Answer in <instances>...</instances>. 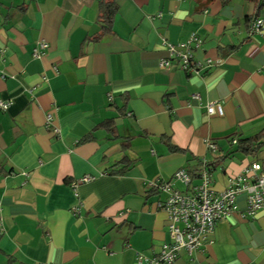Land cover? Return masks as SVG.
<instances>
[{"label": "crops", "instance_id": "0c3cea01", "mask_svg": "<svg viewBox=\"0 0 264 264\" xmlns=\"http://www.w3.org/2000/svg\"><path fill=\"white\" fill-rule=\"evenodd\" d=\"M101 1L0 0V101L11 103L0 109V264H137L170 242L158 208L168 194L151 183L215 162L221 192L253 163L264 167V148L227 157L232 138L264 130V23L249 35L264 0H116L114 33L95 42ZM192 35L194 59L213 67L161 69L166 44ZM210 102L222 116H208ZM237 205L211 245L175 264H264V210L247 217L246 194Z\"/></svg>", "mask_w": 264, "mask_h": 264}, {"label": "built area", "instance_id": "2783aa9c", "mask_svg": "<svg viewBox=\"0 0 264 264\" xmlns=\"http://www.w3.org/2000/svg\"><path fill=\"white\" fill-rule=\"evenodd\" d=\"M264 21L256 19L249 31L250 36L259 34L262 30ZM200 40L195 35L185 43L178 46L166 44L170 57L162 60L161 69H167L177 64L178 67L189 74H198L202 70L213 67L212 59L206 63L194 59L193 47H199ZM45 49L46 44H40ZM38 50H35L34 57H39ZM194 100H199V96L194 95ZM113 102V97H109ZM11 106L10 102L0 101V109L6 112ZM208 116L223 115L222 105L210 102L206 106ZM53 126V115L48 113L46 116V129ZM55 132H58L57 130ZM236 144L237 140H233ZM210 150H217V146L211 141L207 142ZM199 184L194 185L190 175L184 170H178L172 180L181 181L188 190L181 192L173 188V182L154 181L150 184V190H157L159 193H167L168 197L159 202L158 208L167 214V227L170 235V242L165 243L158 254L148 257L145 254L136 255L137 264H175L182 254L193 257L195 253L204 251L213 243V235L216 226L223 220L228 219L238 211L237 198L241 194L247 196V217H255L257 212L264 210V167L261 163L255 162L244 172L229 180L228 187L221 192L214 190L212 184V174L207 162L203 161L201 167ZM93 180L85 177L76 182L74 189L80 183ZM78 213L79 209L75 208ZM5 232V228L0 224V235ZM214 264V263H210Z\"/></svg>", "mask_w": 264, "mask_h": 264}, {"label": "trees", "instance_id": "16d2710c", "mask_svg": "<svg viewBox=\"0 0 264 264\" xmlns=\"http://www.w3.org/2000/svg\"><path fill=\"white\" fill-rule=\"evenodd\" d=\"M213 1H215V0H207V2H213ZM220 1H222L223 3H228L230 0H220ZM99 7H100L99 8V23L101 25V31L97 34V36L92 38L95 42L100 41L103 38V36H105V35L114 33V21H115L116 15L118 13V5H117L116 0H102L100 2ZM125 100L127 103L128 98H126ZM113 123H114V121H112V120L106 121L105 123H103V126L109 127V126H112ZM109 131L111 132V129H109ZM114 138L118 139L119 136L115 133ZM234 139L235 138H232L230 140V144H231V147L235 146V149L230 150L227 154V157H230L232 154L238 153V152L242 153L244 155H248V156L249 155L256 156L259 153V151H261V149L264 148V130L261 131L259 134L253 136V137H250L247 139H238L237 143L235 145L233 144ZM131 140L132 139L125 140V142H124V149L125 150L129 149ZM172 150L174 152H178V153H185L184 151H182L176 147H172ZM119 163L126 164L128 167H129V165H131V163L127 159V157H125ZM214 163L213 164L207 163V166L210 167V169H211V167H213ZM202 166H203V161L200 162L197 171H187V170H185V171L190 175L192 180H195V179L199 178ZM126 167H124V169ZM121 171L122 170L114 171V173H121ZM151 191L158 193V191L154 190V189H152Z\"/></svg>", "mask_w": 264, "mask_h": 264}]
</instances>
